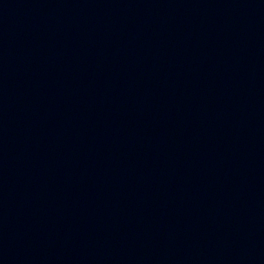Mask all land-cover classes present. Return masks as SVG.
<instances>
[{
	"label": "water",
	"instance_id": "obj_1",
	"mask_svg": "<svg viewBox=\"0 0 264 264\" xmlns=\"http://www.w3.org/2000/svg\"><path fill=\"white\" fill-rule=\"evenodd\" d=\"M0 264H264V0H0Z\"/></svg>",
	"mask_w": 264,
	"mask_h": 264
}]
</instances>
